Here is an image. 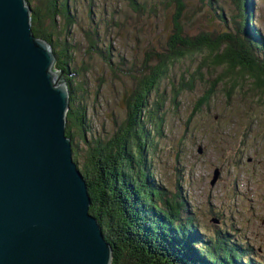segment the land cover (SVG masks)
I'll use <instances>...</instances> for the list:
<instances>
[{
	"label": "rangeland",
	"instance_id": "1",
	"mask_svg": "<svg viewBox=\"0 0 264 264\" xmlns=\"http://www.w3.org/2000/svg\"><path fill=\"white\" fill-rule=\"evenodd\" d=\"M70 1L74 3L78 0ZM94 1L96 4L101 3L104 7L108 3L106 6L108 12H111V7L115 5V0ZM116 1L130 8V11L127 10L129 14L126 13L122 17L123 21L117 26L103 29L100 35L102 40L106 37L114 42L115 46L112 49L114 66L121 72L134 69L137 72L140 67L136 59L142 58L134 59L133 57L135 54H140L139 49H145L147 42L152 53L153 51L166 52L165 48L172 44L169 36L175 30L173 17L175 5H170L168 3L170 0H145L149 6L133 12L127 0ZM182 1L183 7L179 21L183 32L188 36L202 32L221 33L223 29L234 27V22L241 20L235 14H239V9L236 10L233 0ZM29 2L30 5L41 4V0H29ZM252 10L249 12L252 16L250 24L260 28L264 33V0H253ZM82 23L85 28H88L85 14L82 16ZM135 37L140 38V41L133 42ZM78 38L82 39L83 45L78 49V53L83 58L88 57L86 62L89 64L87 69L79 71L77 75H71L74 84L82 85V87L73 88L76 102L85 113L84 139L77 134L73 138L78 160L81 163L86 147L84 140L109 138L124 121L128 123L126 118L131 111H128L126 105L129 92L125 86L127 82H122L113 69H103L105 64L99 55L91 56L95 49L87 47L82 35H78ZM206 52L207 49L204 48L185 54L172 62L166 61V76L160 79L158 89L154 88L148 94L146 106L137 105V112L145 113L142 116L140 114L139 124L149 128L150 133L145 148L148 166H142L139 163V166L147 172V177L143 178L147 188L145 190L153 186H161L163 196L170 198L173 193L179 192V187L181 188L186 197V205L180 211L181 220H186L188 215L193 217V221H185V238L188 242L196 243L193 244L194 248L199 251L206 249L204 242L199 240L200 237L215 243L217 237L228 239L233 236L234 240H237L236 237L240 238L241 244L243 241L246 242L243 244L250 251L248 252L264 262V241L260 242L250 236V239L254 240L252 243L242 236L239 228L234 227L248 225L247 227L252 229L264 230V224L260 222L264 219V194H262L263 187L258 184V181L264 178V166L248 161V158L252 157L253 162L264 158V94L254 89L251 79L246 76L243 84L231 88H226V84L222 83L214 85L208 102L203 103L196 110L195 105L199 97L203 95L206 87H209L208 82L197 78L200 73L199 63ZM77 60L80 62V57ZM186 68H189L193 74L194 83L192 88L188 89L180 85L183 81L181 74L184 73L186 76ZM221 70L222 65L205 67V76L213 72L211 76H208L210 79L216 78ZM158 94L163 96L160 111L162 135L156 132L154 123L148 120L149 116L146 113V107H149V104L159 96ZM142 121H146L145 124ZM196 141L209 147L205 149L204 154H198ZM178 150L179 155L176 157ZM133 153L138 158V151L134 148ZM214 164L222 165L225 170L220 176L221 181L217 187L211 189L214 194L209 201V181L212 180ZM139 166H136L135 170ZM229 178V182L224 183ZM236 187L239 189L238 194H236ZM224 197H230L232 200L237 197L239 202L238 205L234 202L233 211L229 205L226 206L224 211L226 222L219 227L212 221L214 214L211 211L220 210L221 205L226 204ZM167 222L171 229L176 225L172 220ZM218 227L220 229H216ZM229 228L232 235L226 232ZM177 229L180 230L181 227ZM210 251L215 252L213 249Z\"/></svg>",
	"mask_w": 264,
	"mask_h": 264
},
{
	"label": "trees",
	"instance_id": "2",
	"mask_svg": "<svg viewBox=\"0 0 264 264\" xmlns=\"http://www.w3.org/2000/svg\"><path fill=\"white\" fill-rule=\"evenodd\" d=\"M26 2L30 5L29 0ZM127 2L133 12L149 6L145 0H127ZM168 3L175 5L173 14L175 30L169 36L172 44L165 48L166 52L152 53L147 42L145 49H139L140 54H135L133 57L142 58L136 59L140 67L137 72L134 70L121 72L114 66V57L111 53L115 46L114 42L106 37L102 40L100 35L103 29L117 26L123 21L122 17L126 13L129 14L130 8L118 4L116 0L111 12H108L106 7L108 3L104 7L101 3L96 4L92 0H78L74 3L70 0H41L39 5H30L32 28L35 36L47 41L55 53L62 55L65 62L62 67L54 64V70H63L69 90L65 134L72 142L75 134L84 139L85 113L76 102L73 89L82 85L74 84L71 75H77L79 71L89 67L86 62L88 57H81L78 47L74 45L75 41L79 40L78 35H82L88 47L91 44L95 46L91 56L99 55L105 64L103 69H113L122 82H127L125 86L129 92L126 101L127 99L129 101L126 105L128 111H131L126 118L128 123L124 121L109 138L84 140L86 147L81 163L73 143L74 159L83 173L91 198L89 212L98 219L103 235L112 247L110 264H235L233 253L237 251L233 238L217 237L215 243H210L200 237L199 240L204 242L206 248L201 251L193 247V244H196L194 241L186 240L185 221L191 222L193 217L188 215L186 220H181L180 211L186 205V197L180 187L179 192L173 193L170 198L163 196L161 186H153L145 190L147 188L143 178L147 177V172L139 166V163L148 166L145 148L150 133L149 128L139 124L140 114L142 116L145 113H138L137 105L141 107L143 105L141 101L145 103L148 94L156 89L160 79L166 76V61L172 62L185 54L204 48L207 52L203 57L204 60L199 63L200 73L197 78L208 82L209 87H206L203 95L199 97L195 105L196 110L203 103L208 102L214 85L222 83L226 84V88H231L243 84L246 76L251 79L253 88L264 94V33L260 28L250 24L252 16L249 12L252 10L253 0H233L234 7L236 10L239 9V14H235L241 19L237 23L233 21L234 27L223 29L221 33L202 32L194 36L185 34L179 21L183 1L170 0ZM84 14L88 28L82 23ZM139 41L140 38L135 37L133 42ZM78 57L80 62L77 60ZM218 65H222V70L216 78H209L213 72L205 76V67ZM142 68L147 70L144 71ZM181 75L183 79L180 83L181 87L192 88L193 74L189 68H186V76L184 73ZM176 92L175 90V94ZM158 95L149 107H146V113L149 116L148 120L154 123L156 132L162 135L160 111L163 96ZM144 105L146 106L147 103ZM145 122L142 121L144 124ZM152 144L150 138L151 147ZM195 145L198 149L202 147L203 152L209 148L199 141H196ZM133 148L138 151V158L135 157ZM178 155L179 150L176 151V157ZM136 166H139L137 170H135ZM211 212L218 213L219 210L213 209ZM167 220L174 221L176 224L174 228H170ZM177 227L181 229L178 230ZM236 238L240 243V238ZM243 243H240L241 251L252 254ZM211 249L215 252L210 251ZM256 261L257 264H264L257 258Z\"/></svg>",
	"mask_w": 264,
	"mask_h": 264
},
{
	"label": "water",
	"instance_id": "3",
	"mask_svg": "<svg viewBox=\"0 0 264 264\" xmlns=\"http://www.w3.org/2000/svg\"><path fill=\"white\" fill-rule=\"evenodd\" d=\"M29 11L25 0H0V264H109L112 247L65 135L63 70L52 69L55 54L33 35Z\"/></svg>",
	"mask_w": 264,
	"mask_h": 264
},
{
	"label": "flooded vegetation",
	"instance_id": "4",
	"mask_svg": "<svg viewBox=\"0 0 264 264\" xmlns=\"http://www.w3.org/2000/svg\"><path fill=\"white\" fill-rule=\"evenodd\" d=\"M92 1L95 3L94 0H92ZM75 42L76 43H74V45H75L76 48L78 47V49H79V48H81L83 46L82 45V39H79L78 41H75ZM92 45L93 44H91V46H89V47L87 46V47L88 48L95 49V46H92ZM111 53L113 54V50H111ZM54 64L57 67H62V65L64 66L65 62H64L63 57H62V55L60 53H55V61H54ZM142 69L144 71L147 70L145 68H142ZM134 72H136V69H134ZM128 101H129V99H127V103H128ZM145 103H147V102H145ZM145 103L143 102V105ZM204 153L205 152L198 153V154H204ZM253 159H254L253 157L251 159L248 158V161L250 160V163H254V164H257V165H263L264 166V158H259L255 162H253ZM215 167H219L220 173H219V176H218L217 180L215 181V183L212 182V180L209 181V186H210V188L208 190V192H209L208 193L209 201L212 200V194H214L213 193V190H211V189L214 188V187H217V184H219V181H221V177L220 176H221L222 173H224V170H225V169H223V166L222 165H216V164H214L212 166V171H213V169ZM207 176H208V174H207ZM246 178L248 179V176H246ZM229 180H230V178L227 179L224 183L229 182ZM258 184H260L263 187L262 194H264V178L263 179H260L258 181ZM236 185H237V182H236ZM238 193H239V189H238V187H236V194H238ZM223 199L226 202V204H222L221 203L222 205H221V209L219 210V212L218 213H213L214 214V217L213 218H215L216 221H214V220H212V221H214L216 224H218L219 227L221 226V224L223 222H226L225 221V218H224V216L226 214V212H224L225 209H226V206L229 205L231 207V210L233 211V204H234V202H235L236 205H238V202H239V198H237V197L234 200L230 199V197H224ZM262 221H264V219ZM262 221H260V222L264 224V222H262ZM247 226L237 225V226H234V227L239 228L240 231H241V233H242V236L246 240H248V241H250L252 243H253L254 240H251L250 239V236L254 237V239H258L260 242H263L264 241V230H256V229L249 228ZM219 227L216 228V229H220ZM230 230H231V228H229V230H226L227 234H231ZM249 233H250V235H249ZM232 238H233V236L230 237V239H232ZM233 244L235 245V250L237 251V252H234L233 253V259H234L235 264H257L256 257L255 256H253L252 254H246L245 252H242L241 251L240 243L236 239L234 240ZM260 246L261 245L259 244L258 245V248L259 249H260ZM202 250H204V249H202Z\"/></svg>",
	"mask_w": 264,
	"mask_h": 264
},
{
	"label": "bare ground",
	"instance_id": "5",
	"mask_svg": "<svg viewBox=\"0 0 264 264\" xmlns=\"http://www.w3.org/2000/svg\"><path fill=\"white\" fill-rule=\"evenodd\" d=\"M25 4L26 5H28L27 4V2H26V0H25ZM29 7H30V5H28ZM29 17H30V25H31V30H32V33H33V35L35 36V34H34V32H33V28H32V18H31V7H30V11H29ZM36 37V36H35ZM38 38V37H37ZM48 43V42H47ZM48 46L50 47V49L53 51V53L55 54V52H54V50H53V48H52V46L48 43ZM52 69L54 70V64H53V67H52ZM56 73L58 72L57 70H54ZM62 78H63V80H64V82L66 83V81H65V79H64V74H63V72H62ZM67 84V83H66ZM66 125H67V117L65 116V130H66ZM66 135V134H65ZM67 136V135H66ZM68 137V136H67ZM70 138V137H69ZM71 139V138H70ZM74 150H73V142H72V140H71V156H72V160L75 162V164H76V167H77V169L80 171V173H81V175L83 176V173L81 172V170H80V167H79V165H78V163L75 161V159H74ZM203 152V150H202V147H199V149H198V153H202ZM83 178H84V176H83ZM85 179V178H84ZM213 182V181H212ZM215 183V182H214ZM88 191V190H87ZM88 195H89V197H90V194H89V192H88ZM90 203H91V198H90ZM90 203H89V205H90ZM111 253H112V249H111ZM111 262V261H110ZM110 262H109V264H110Z\"/></svg>",
	"mask_w": 264,
	"mask_h": 264
}]
</instances>
